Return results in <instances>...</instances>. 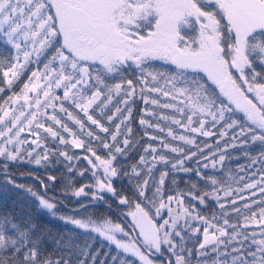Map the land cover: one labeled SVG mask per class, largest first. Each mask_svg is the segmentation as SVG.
<instances>
[{"label":"snow or ice","instance_id":"obj_1","mask_svg":"<svg viewBox=\"0 0 264 264\" xmlns=\"http://www.w3.org/2000/svg\"><path fill=\"white\" fill-rule=\"evenodd\" d=\"M0 43L8 46L7 55L0 53L5 189L23 187L15 183L9 163L49 160L52 152L41 141L50 137L89 154L83 158L95 184L73 195L88 196L85 189L94 187L93 201L109 193L126 207L125 219L131 218L122 225L105 216L58 217L85 239L82 244L71 238L62 245L57 241L67 254L53 258L44 252L45 233L31 217L0 215V264H264V0H0ZM155 61L168 67H156ZM137 101L146 106L138 121L145 135L147 129L165 132L149 119L156 117L186 133L177 135L168 127L171 141L196 150L186 153L150 135L157 146L148 144L130 166L136 180L130 200L117 193L113 179L129 175L115 162L132 145ZM61 117L86 132L88 143ZM102 119L113 126L111 132ZM85 121L109 139L90 127L86 131ZM217 133L225 140L222 149L219 140L216 150L204 145L208 152L197 145V137ZM93 140L106 150L104 156L92 148ZM252 146L259 148L255 156L249 152ZM229 147L243 149L248 164L235 177L228 172L219 180L205 170H224ZM166 153L178 155L170 160ZM59 155L73 160L67 151ZM190 162L198 167L186 166ZM170 171L195 173L207 187L197 190L193 183L187 192L168 194L173 191L165 189ZM26 191L56 217L51 199ZM209 199L217 203L220 219L201 215L191 203L204 205ZM97 240L101 246L93 248Z\"/></svg>","mask_w":264,"mask_h":264},{"label":"trees","instance_id":"obj_2","mask_svg":"<svg viewBox=\"0 0 264 264\" xmlns=\"http://www.w3.org/2000/svg\"><path fill=\"white\" fill-rule=\"evenodd\" d=\"M8 46L0 43V53L7 55ZM156 67L167 68L168 66H162L161 62L155 61L152 62ZM27 75V73L25 74ZM24 77L21 78V82H18V86L14 88L15 91H19V88L22 87V82ZM66 107L69 108V111L73 112L75 116H78L80 119H84L83 114L79 113L78 110L73 109L67 103ZM146 107L141 102L137 101L133 108V119L131 121L132 132V145L123 156H118L117 161L115 162L121 173L127 171L129 175H120L113 179V186L117 189L119 195H126L130 200H134L135 197L133 193L136 191L135 183L136 180L131 176V165L138 163L141 155H144V148L148 144H152L154 147L157 146V141L149 139L150 135H156L159 138L165 139L167 142H171L176 146L184 147L185 152L195 151L196 147L185 146L180 141H171L170 137H167L166 132L167 128L171 127L174 134H186L183 129L179 128L176 125H169L168 121H158L156 117H150L154 123H160V126L165 128V132L161 133L157 129H147L149 135H145V130L143 126L139 125L138 121L142 115V109ZM51 111V110H49ZM153 111L160 112L161 110L153 108ZM163 115L171 116V110H163ZM239 115V114H237ZM65 123L68 124V127L76 133L77 137L84 140L88 143L89 138L85 134H81L79 126L76 125L73 121L69 120L67 117H61ZM99 118V117H97ZM176 118L182 119L179 114H176ZM102 123H105L106 127H109L110 132L112 131V125L108 124L106 120L102 119ZM115 123V122H113ZM86 131L89 129L93 131L95 135L101 136L102 139L108 140L109 137L107 134H104L99 131L96 126H91L90 122L85 121ZM123 131V126H122ZM213 131H216L213 129ZM65 136L66 139H71L67 133H61ZM31 141V137L27 132L23 134ZM120 138L118 137V140ZM219 140V146L222 149L225 144V140L219 139V135L212 137H197V145L200 148H204V145L207 144L211 147L212 150H216L217 143ZM42 144L46 145L52 155L49 156L47 162H42L40 165L35 164L34 162L28 163L26 161L21 162H12L8 164L9 172L15 180V183L22 185L23 187H14L13 185H7L6 189L2 183L4 176L0 175V215H10L15 217L18 220H23L27 217L31 219L39 226L41 232L45 233V239L43 242V250L46 254L52 256L53 258H58L61 255H66V252L61 251V245L64 241L72 239L74 243L82 244L85 237L81 235L80 230L75 229L71 224H66L58 217L64 216H76L77 218L92 215L93 217L105 216L111 218L116 223L128 224L130 219L129 217L125 219L126 207L119 205L117 198L113 197L109 193H102L103 200L92 199V189L86 188L85 191L89 193L88 196L75 197L73 195L74 191L78 190L79 187L85 185H94L95 180L91 175V172L86 169L90 168L87 165V162L84 160L85 155H89L86 152V149L74 148L69 145H61L58 141H53L50 137L47 139H42ZM91 146L94 150L97 151V154L104 156L106 150L102 149L99 146L97 141H91ZM25 148L28 145L24 146ZM42 150V149H41ZM60 151H67L70 156L73 157L72 161H66L62 156L59 155ZM205 152H208V148H204ZM251 155L255 156L259 152L257 146H252L249 148ZM243 149L240 147L227 149L226 160L224 164V170L219 168L216 170L207 169L205 170L209 175L214 176L219 180H224L228 172H231L233 177L236 176L238 170L242 166H247L248 158L243 154ZM169 156L170 160H174L178 154L166 153ZM199 155V153H198ZM5 163L0 159V165ZM72 166V170L70 169ZM186 166L189 167H198L197 165L192 164L191 162ZM256 167H259L257 165ZM84 172L83 176H80L79 172ZM159 172H156L158 176ZM240 175H244L240 173ZM50 177H55L54 180H50ZM173 178L176 179V183L172 184ZM43 181V184L41 183ZM197 184V190L207 187L203 184V181H200L195 173H184V172H169V176L165 182L166 191L171 189L173 191L168 192V194H174L175 191H184L187 192L190 184ZM236 187V184L232 185ZM31 188L37 196H44L45 198L51 199L52 202L56 204L54 209L56 217H53L47 210L41 209L38 207V200L36 197H33L26 189ZM222 195V193H221ZM190 197L185 200V205L190 203ZM196 205V210L203 216L211 217L216 216L217 219H220V209L216 202L208 200L206 204L201 205L196 201H191ZM84 206H87V211H85ZM227 211L230 213V220L235 221V213L231 212V207L228 206ZM203 228V225H200ZM132 235H135L132 233ZM198 238L202 240V234H198ZM57 241H61V245L57 244ZM101 241L97 240L93 244V248H100ZM192 243H195V240L189 242V247ZM106 248H101V251H106ZM113 255L115 253H112ZM159 263V262H158Z\"/></svg>","mask_w":264,"mask_h":264},{"label":"rangeland","instance_id":"obj_3","mask_svg":"<svg viewBox=\"0 0 264 264\" xmlns=\"http://www.w3.org/2000/svg\"><path fill=\"white\" fill-rule=\"evenodd\" d=\"M93 191H95V188H94V187L92 188V192H93ZM91 194H92V193H91ZM82 196H83V195H82ZM83 197H84V196H83ZM129 219H131V218L129 217ZM134 234H135V233H134ZM158 264H159V263H158Z\"/></svg>","mask_w":264,"mask_h":264}]
</instances>
